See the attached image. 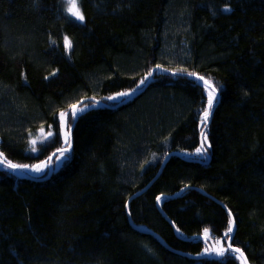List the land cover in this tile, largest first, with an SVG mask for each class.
<instances>
[{
  "label": "trees",
  "instance_id": "1",
  "mask_svg": "<svg viewBox=\"0 0 264 264\" xmlns=\"http://www.w3.org/2000/svg\"><path fill=\"white\" fill-rule=\"evenodd\" d=\"M78 4L83 21L67 0H0V264H245L205 257V229L264 264V0ZM177 7L190 53L170 65ZM188 73L216 89L206 127L208 87ZM86 99L59 172L9 167L67 148L60 114L71 129Z\"/></svg>",
  "mask_w": 264,
  "mask_h": 264
},
{
  "label": "rangeland",
  "instance_id": "2",
  "mask_svg": "<svg viewBox=\"0 0 264 264\" xmlns=\"http://www.w3.org/2000/svg\"><path fill=\"white\" fill-rule=\"evenodd\" d=\"M67 2H68V7H70V0H67ZM183 10L184 9L182 7L181 8L177 7V9L173 10L170 13V17H169L170 23L168 24V27L166 29V34H165L166 42H165V49L163 52V57L167 61V63L170 65L175 64V62L176 64L178 62L179 63L184 62L190 53V46H189L188 40L186 38L182 39V37L185 36V34L187 33V26L185 24L186 13ZM72 16L76 18V16L74 15ZM117 94L118 93L112 95L114 97H117L115 100H109L114 105L116 103H121L125 97L128 98L131 96L129 95V96L120 97ZM208 97H209V92H208ZM215 97H216V94H215ZM215 102H216V99L213 101V104ZM90 107L92 108L93 105L81 106V108H85L83 112L89 110ZM61 128H62V135H63L64 142H65L66 135L68 139L71 140L70 138L71 129L69 128V115H67V117L65 118L63 122L61 120ZM202 151L203 153H205L204 150ZM70 158L71 156L63 152V153H60L53 160L52 164H50V159H44L37 165L14 164V165H19V166L26 165L27 167H17V168H12V169H14L17 172H20V173H17L20 176H25V177L28 176L34 179H41L43 178V176H45L48 173L50 174L51 172H54V173L59 172L65 166L67 160H69ZM0 164L4 166L2 162H0ZM37 166L40 167L41 169L40 171L34 170ZM205 237H207V239L210 240V246L206 249V251L209 252V248H210L214 252L213 256L215 258H222L228 253L229 249L228 247L224 246L222 241H215L211 238L210 230H208L207 234L205 233Z\"/></svg>",
  "mask_w": 264,
  "mask_h": 264
},
{
  "label": "snow or ice",
  "instance_id": "3",
  "mask_svg": "<svg viewBox=\"0 0 264 264\" xmlns=\"http://www.w3.org/2000/svg\"><path fill=\"white\" fill-rule=\"evenodd\" d=\"M69 11L72 13V15L76 16L77 19L83 21L84 19V16L82 14V12L80 11L79 9V5H78V0H70V7H69ZM65 47L67 49H70L71 48V42L68 40L67 37H65ZM159 67V66H158ZM152 75L151 73H149V76ZM189 76H194L196 77L197 80H202L204 82L205 85H207L208 87V91H209V98H208V107L207 109L204 110L203 112V115L202 117L200 118L201 119V124L203 127H206L207 125V121H208V118L210 116V113H211V109L213 107V101L216 99L215 97V87H213V85L208 81L206 80L204 77H201V76H196L195 73H188ZM147 79V78H145ZM145 83V80H141L140 81V84H144ZM139 87V85L137 86ZM136 89H133V91H135ZM118 96L120 97H124V96H129L131 95V93L129 92H120L117 94ZM117 97H114V96H109L107 97L106 99L108 100H115ZM100 102L99 101H96V104H99ZM95 106V105H93ZM85 110V108H81V107H78L77 105H72V118L73 120L76 118L77 114L78 113H82L83 111ZM67 113H61L60 116H61V120L62 122L65 120V118L67 117ZM66 126V125H65ZM41 132H43V129L41 130ZM48 135H51V133H48ZM202 137H203V140H202V143H201V147L197 149V152L198 153H202V150L204 148V143L206 142L207 140V136H206V133H204L202 131L201 133ZM33 144H35V141H33ZM65 144L67 145V148H64V149H61V152H66L70 149L71 147V144H70V141L67 137V135L65 136ZM2 155V154H0ZM9 167L11 168H17V167H27L26 165H23V166H19V165H14V164H9ZM35 171H40V167L37 166L35 169ZM158 200L160 199L159 197L157 198ZM231 215V214H230ZM233 231V223L230 221L229 223V226H228V229H227V232L225 233V235H228V233H231ZM208 230L205 229V233L207 234ZM229 247H231L229 245ZM234 252H237L239 253L241 256H243V253L239 250V249H233ZM222 254V253H221Z\"/></svg>",
  "mask_w": 264,
  "mask_h": 264
},
{
  "label": "water",
  "instance_id": "4",
  "mask_svg": "<svg viewBox=\"0 0 264 264\" xmlns=\"http://www.w3.org/2000/svg\"><path fill=\"white\" fill-rule=\"evenodd\" d=\"M163 68L162 67H158V68H155L154 69V71L152 72V76H151V78H150V80H149V82H148V84H150L152 81H153V79H154V75H155V72H157L158 70H162ZM148 84H146L145 85V87H144V89H141V90H137V91H134L132 94H131V96L129 97V99L127 100V101H125V102H123V103H121V105H123V104H125V103H127V102H129L133 97H135L137 94H140V93H142L147 87H148ZM88 101H90L89 99H86V100H83L82 102H80L77 106L78 107H81V106H83L84 104H86ZM91 101H94L95 103H96V99H92ZM120 106V105H119ZM214 113V110H212V114ZM78 120H79V113L77 114V116H76V118L74 119V124H73V126H72V128H71V131H70V138H71V147H70V149L68 150V151H66V152H71L72 151V147H73V132H74V129H75V126H76V124L78 123ZM211 120V119H210ZM209 123H210V121H209ZM205 133V132H204ZM202 139H203V137H202ZM60 153H62L61 151H57V152H55L53 155H52V157L50 158V164H52V162H53V160L60 154ZM175 154H177V153H174V154H171L172 156L173 155H175ZM208 159H209V157H208ZM4 165H5V163H3ZM164 168V167H163ZM163 168H162V170H163ZM162 170H161V172L159 173V175H158V177L154 180V181H152L143 191H141L139 194H136L135 196H133L130 200H129V204H128V206L130 205V203L133 201V199H135V197L136 196H138V195H140V194H143V193H145L146 191H148L150 188H151V186L156 182V180L160 177V175H161V173H162ZM51 174H52V172L46 177V179H49L50 178V176H51ZM157 204H158V206H159V208H160V199L158 200V202H157ZM161 211H162V209H161ZM163 212V211H162ZM164 213V212H163ZM165 217H167L166 215H165ZM167 219H168V217H167ZM169 220V219H168ZM233 225H234V232H235V230H236V225H235V222H234V220H233ZM201 239H204L205 240V238L204 237H202ZM205 242L207 243V241L205 240ZM208 245V244H207ZM228 245V249H230L231 251H233V249H238V248H233L229 243L227 244ZM229 245L231 246V247H229ZM208 247H209V245H208ZM240 250V249H239ZM242 253H243V256H241L239 253H237V252H235V253H237V254H239L240 256H241V258L244 260V262H245V264H250V262H249V260H248V258H247V256H246V254L242 251V250H240ZM234 252V251H233ZM213 254H214V252L209 248V252L206 254V255H204L205 257H212L213 256Z\"/></svg>",
  "mask_w": 264,
  "mask_h": 264
}]
</instances>
